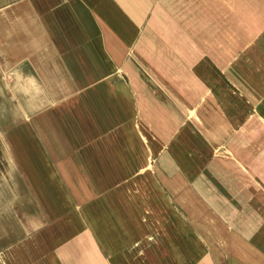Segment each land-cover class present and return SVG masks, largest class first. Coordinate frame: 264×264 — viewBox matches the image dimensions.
Returning a JSON list of instances; mask_svg holds the SVG:
<instances>
[{
	"label": "crops",
	"instance_id": "0c3cea01",
	"mask_svg": "<svg viewBox=\"0 0 264 264\" xmlns=\"http://www.w3.org/2000/svg\"><path fill=\"white\" fill-rule=\"evenodd\" d=\"M28 1L0 21V264H264V0Z\"/></svg>",
	"mask_w": 264,
	"mask_h": 264
},
{
	"label": "rangeland",
	"instance_id": "374dc122",
	"mask_svg": "<svg viewBox=\"0 0 264 264\" xmlns=\"http://www.w3.org/2000/svg\"><path fill=\"white\" fill-rule=\"evenodd\" d=\"M28 4L31 5L28 0H0V21H2V19L4 18V14L2 11L4 10L3 8L5 6L14 7L17 10V12H19L20 9H22L23 7L26 8ZM2 42H3V39L0 36V43H1L0 49L1 50H3ZM0 100H1V95H0Z\"/></svg>",
	"mask_w": 264,
	"mask_h": 264
}]
</instances>
